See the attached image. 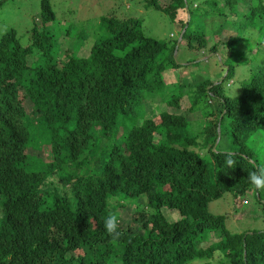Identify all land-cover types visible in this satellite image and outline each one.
<instances>
[{"label": "trees", "instance_id": "1", "mask_svg": "<svg viewBox=\"0 0 264 264\" xmlns=\"http://www.w3.org/2000/svg\"><path fill=\"white\" fill-rule=\"evenodd\" d=\"M33 1L39 13L30 16L27 42L15 26L0 36V264H213L216 257L219 264H264V228L232 232L227 213L209 207L228 191L233 199H264L248 181V173L264 170V20H258L264 0H145L182 24L195 58L225 48L232 60L227 79L248 52L255 61V74L238 96L227 93L223 81L191 74L169 87L167 111L149 115L148 95L160 93L169 67L182 66L174 59L176 40L148 36L140 20L114 15L100 16L98 35L68 21L51 0ZM26 8L0 0V24L4 12L24 17ZM230 15L242 18L221 19ZM213 16L237 33L223 38L219 22L218 29L207 22ZM64 22L66 33L87 45L61 46ZM206 91L209 113L194 134L178 110L188 100L196 112ZM26 98L37 131L49 136L51 158L41 167L30 163L27 150ZM127 119L131 126L122 127ZM225 120L230 134L220 133ZM220 142L229 148L219 150ZM126 203L137 229L120 221ZM167 211L178 216L171 220ZM109 215L117 219L118 235L104 229Z\"/></svg>", "mask_w": 264, "mask_h": 264}, {"label": "rangeland", "instance_id": "2", "mask_svg": "<svg viewBox=\"0 0 264 264\" xmlns=\"http://www.w3.org/2000/svg\"><path fill=\"white\" fill-rule=\"evenodd\" d=\"M16 5L19 3L25 4L27 3L28 13H26V16L21 17L16 12L11 13L7 15V12H2L3 15L1 16V19H4V21L0 24V36L1 32L3 30H6L7 28L11 26H15L18 29L20 37H22V42H27V36H28V29L31 25L30 16L32 14H35L36 17L39 13V9L33 0H15ZM52 4L59 8L62 13H64V16L67 17L68 21H81L84 23L85 26H89L91 29L93 28V32L98 35H102V30L100 27H102L99 24V18L102 15L110 16L114 15L120 19L122 17H134L138 20H140L141 24L143 25L144 31L148 34V36H151L153 38H156L158 40L164 41L167 40L171 44H173L176 40L178 50H180L177 53V50L174 54V59L178 61V63L182 64L179 69L170 68L167 69L164 73V80L165 85L161 89L160 93L153 99L151 97V94H149L148 99L145 100V105L147 108V114L149 115L152 113H157V111L162 110L167 111L168 106L164 101H167L166 95L169 92L170 88L174 86V82H176L178 79L186 78L188 75L191 76L193 74L195 77L200 76L210 78V80H214L215 83L219 81H223V89L232 95H237L241 92V88L243 87L244 82H247L250 77H252L255 73L253 66H254V54L251 55V53L248 52V56H245V58L240 61L236 66V73L231 78L227 79L226 74L228 72V64L230 63V60L228 58L227 50L225 48H220L218 50V56L214 55L213 52H206V54H200L199 58H195L197 51L190 50L187 47L186 40L182 39V33L183 30L181 27V23L178 22L175 18H173L169 13L164 12L163 10L156 8L154 5L148 7L145 5V0H51ZM159 3H165L170 4V0H158ZM191 5V2H189ZM188 4V5H189ZM15 6L8 5V10L13 11ZM191 8V7H190ZM193 8V7H192ZM191 8V9H192ZM193 10V9H192ZM242 11V15L244 14V10L240 9ZM59 13V16L61 17V13ZM59 17V18H60ZM230 20H236V17L233 15H230ZM240 17V16H237ZM178 18V17H177ZM223 20L224 17H221ZM258 20L260 23L264 20L263 17H259ZM60 22V21H59ZM208 23H210L212 29L216 28L215 23H218L217 30L221 36L224 35H233L237 32V29L233 27L231 24H227L226 27H220V20L219 16H213L208 18ZM227 23H229L226 20ZM248 23V22H247ZM259 23V22H258ZM99 24V25H98ZM193 27L197 25L195 15H193L192 19ZM68 23L64 22L61 24L62 29V35L63 38L60 39L61 46L68 47L71 45V47H74L75 45H78L79 47L82 45H87V43L79 40L77 42L75 38L72 35H68L65 31V28L67 27ZM253 25V24H250ZM191 27V29H193ZM49 28H52V26H49ZM216 28V29H218ZM190 29V30H191ZM101 30V31H100ZM250 30H255L254 27H252ZM76 30L72 31V34H74ZM65 37V38H64ZM89 45L91 43H88ZM256 47V46H255ZM262 49L264 50V42L261 45ZM252 53H254V48L252 50ZM246 55V54H245ZM247 60H249V65H247ZM188 61V62H187ZM232 63V62H231ZM223 65H227L226 68L223 69ZM252 65V66H251ZM170 87V88H169ZM211 94V92H204L200 94L198 97V101L196 100V104L194 106V109H197L196 112H191L189 110L190 102L188 100H185L182 107L178 110V114H183L187 117L190 130L195 132L194 134H199V131L201 128L204 127L206 123V116L209 113L207 110L209 109V106L211 105V100L208 98V96ZM234 97V96H232ZM191 101H194V99H190ZM24 105L26 107V113L28 116H30V119H28V116L26 117V122L28 124V127L31 131V138L29 141V146L27 147L28 153L31 156L30 163H32L35 167H41L42 160L49 161L51 158V151L47 149V144L49 141V136L47 134L40 135V125L37 120H35V123L32 121L31 116L32 115V108H31V102L27 100V98L24 100ZM156 102V103H155ZM154 104L158 106L159 108L155 110ZM159 112V114L161 113ZM158 114V115H159ZM221 119V118H220ZM229 121L225 120V123L221 126V133H229L230 130L228 128ZM125 126H131L130 122L127 121L123 122L122 127ZM37 127V128H36ZM260 134V132L256 133L255 135ZM254 135V136H255ZM201 136V135H200ZM230 135L226 137V139H229ZM227 141V140H226ZM204 140L201 139V137L197 138V143H199V148H202ZM230 143H224L220 142L219 144V150H224L229 148ZM253 146V145H252ZM224 148V149H223ZM254 148V146H253ZM203 153L202 151H199ZM205 153V152H204ZM261 194L264 198V190H261ZM211 212L213 213H227V217L225 219L227 228L232 232H244V231H253V230H260L264 228V199L263 201L254 200L250 198H237L233 199L231 196V193L228 191L224 194L223 198L218 200L215 203H212L209 205ZM166 211V210H165ZM121 213L124 216H121L120 221L123 222V227L126 226V224L130 220V228L131 229H137V226L134 221H132L133 217V209L129 204L126 203V208L122 209ZM167 215L171 218V220H175V218L178 216L176 212L171 213L170 211H167ZM1 218V215H0ZM134 218V217H133ZM122 219V220H121ZM98 234H103L101 231L98 232ZM209 243L208 238L200 243L201 246H206ZM220 258L216 257L213 264H219ZM192 264H199L197 262Z\"/></svg>", "mask_w": 264, "mask_h": 264}, {"label": "clouds", "instance_id": "3", "mask_svg": "<svg viewBox=\"0 0 264 264\" xmlns=\"http://www.w3.org/2000/svg\"><path fill=\"white\" fill-rule=\"evenodd\" d=\"M240 9L244 10V14L243 15H247V10L244 9V6L241 5L240 6ZM240 13H242V11L240 10ZM259 16V15H258ZM236 17V16H234ZM259 17H262V16H259ZM258 17V18H259ZM226 19H230V18H227V17H224ZM242 17H236V20L237 19H241ZM234 20V21H236ZM239 22V21H238ZM242 22H245V21H242ZM246 23V22H245ZM185 31V29L183 30V32ZM237 33V32H236ZM235 35V34H233ZM231 36V35H228V37ZM182 37V36H181ZM214 55H217L218 56V52L217 53H213ZM232 60H230L231 62ZM229 64V63H227ZM227 66V65H226ZM225 65H223V69L226 68ZM228 70H229V65H228ZM228 74V72H227ZM226 74V75H227ZM235 75V74H234ZM227 77V76H226ZM229 79V78H228ZM215 82V81H214ZM222 81H219L217 83H214V84H218ZM246 83V82H244ZM242 89V88H241ZM240 93H238L237 95H231V96H238ZM258 122H260V119L258 120ZM261 123V122H260ZM221 133V132H220ZM220 137V136H219ZM219 139V138H218ZM233 164H234V161L229 158L226 160V165L227 167L230 169L233 167ZM248 181L250 183L251 186H253L256 190H261V189H264V170H261L259 174H257L256 172H251V173H248ZM103 226H104V229L105 231L108 233V234H113L115 233L116 235H118L119 233L117 232V226H118V222H117V219L115 216L113 215H109L107 218L104 219L103 221Z\"/></svg>", "mask_w": 264, "mask_h": 264}]
</instances>
